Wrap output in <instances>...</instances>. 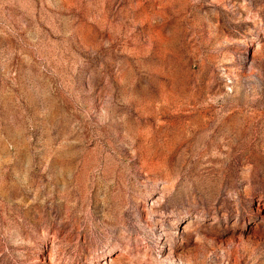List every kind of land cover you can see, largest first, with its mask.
<instances>
[{
  "label": "rangeland",
  "instance_id": "rangeland-1",
  "mask_svg": "<svg viewBox=\"0 0 264 264\" xmlns=\"http://www.w3.org/2000/svg\"><path fill=\"white\" fill-rule=\"evenodd\" d=\"M0 264H264V0H0Z\"/></svg>",
  "mask_w": 264,
  "mask_h": 264
}]
</instances>
